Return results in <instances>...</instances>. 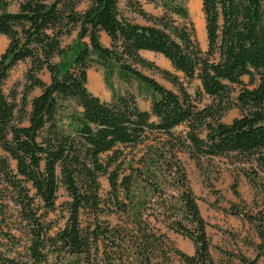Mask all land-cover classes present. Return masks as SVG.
I'll list each match as a JSON object with an SVG mask.
<instances>
[{"label":"trees","instance_id":"1","mask_svg":"<svg viewBox=\"0 0 264 264\" xmlns=\"http://www.w3.org/2000/svg\"><path fill=\"white\" fill-rule=\"evenodd\" d=\"M80 1L0 0V34L8 39L0 55V237L13 236L7 218L14 209L29 239L26 262L0 252V263L53 264L52 256L56 264H160L169 259V242L154 220L194 243L192 255L173 251L185 264H216L180 155L253 157L264 174V0H202L205 51L184 0H160V16L127 0L147 24L123 17L118 0H85L84 10ZM74 30V46L64 47L63 37ZM74 49L61 71L54 58ZM143 51L162 54L186 78L197 77L212 102L198 107L179 76L158 69ZM21 61L29 66L18 98L4 83ZM92 66L102 68L110 101L87 88ZM44 69L50 82L39 75ZM142 69L160 70L178 92ZM118 84L136 85L150 98V111ZM234 106L240 116L223 122ZM103 176L110 186L105 203ZM62 188L67 221L52 233L46 217L56 211ZM259 258L241 259L257 264Z\"/></svg>","mask_w":264,"mask_h":264},{"label":"rangeland","instance_id":"2","mask_svg":"<svg viewBox=\"0 0 264 264\" xmlns=\"http://www.w3.org/2000/svg\"><path fill=\"white\" fill-rule=\"evenodd\" d=\"M118 1L119 11L123 17L133 22L147 24L143 16L129 6L127 0ZM134 3L151 15L160 16L165 12L160 0H134ZM87 4L85 0H81L78 9L84 10ZM184 4L194 24L199 45L205 51L208 43L202 0H200V9L199 0H184ZM192 4L197 6L194 7ZM10 8L15 11L17 5L13 4ZM77 36L78 30H74L72 34L63 37L62 45L66 48L74 46ZM101 41L104 45H110V38L104 32H101ZM7 45V37L0 34V55L5 51ZM74 54L75 49L62 56H56L53 61L58 62L61 71H64L71 64ZM142 55L154 62L158 69L168 70L178 75L183 87L191 95L192 101L198 107L212 102V98L203 92L202 82L197 77L186 78L182 73L177 72L170 61L163 57L162 54L143 51ZM28 66V61H21L10 70L9 76L4 83V90L7 94L13 90L17 92L18 98L21 96V93L25 90V74ZM158 69H142V71L158 80L167 88L178 92V88L174 83L164 78ZM87 73V88L102 100L110 101L112 94L104 83L102 68L92 66ZM39 75L45 82H50V74L46 69L42 70ZM244 81L248 82V78L244 77ZM117 88L123 93L128 91L134 93L139 107L150 111V98L140 94L136 85L118 84ZM39 93L40 89H35L30 94V100ZM238 116H240V110L234 106L224 114L222 120L230 123ZM185 129L186 126L182 125L177 127L175 131L180 133ZM1 154L3 152L0 149ZM180 157L185 165L192 190L197 198V206H199L201 215L207 223L206 231L211 243V255L215 263L244 264L242 257L251 260V258L254 259L260 253L257 264H264V237L261 236L262 233L260 232L264 230V223L262 225L261 222L263 221L260 220V217H264V174L255 159L253 157L243 159L237 157L234 153L201 159L200 161L194 160L188 153H182ZM100 183V196L105 203L110 186L105 176L100 178ZM68 201L69 198L66 191L63 188L60 189L57 197V209L46 217V224L52 225V233L58 232L65 226L68 216L66 209ZM16 216L17 213L14 209L8 212L7 219L10 223L8 227L12 228L13 236L0 237V252L6 256L14 257L17 261L26 262L29 239L25 227ZM87 218L88 216L85 215L82 219L86 222ZM101 219H109L114 224L118 222V219L111 216L103 215ZM153 225L166 234L169 242V259L160 261V264H185L180 256L173 251L177 249L192 255L195 250L194 243L189 238L168 229L161 221L156 222L153 220ZM5 229L7 230V228ZM69 259V257H65L63 263H67ZM50 263L56 264L58 260L56 261L54 257L50 256Z\"/></svg>","mask_w":264,"mask_h":264},{"label":"bare ground","instance_id":"3","mask_svg":"<svg viewBox=\"0 0 264 264\" xmlns=\"http://www.w3.org/2000/svg\"><path fill=\"white\" fill-rule=\"evenodd\" d=\"M192 5H193V4H192ZM193 6L196 7L197 5L194 4ZM199 9H200V0H199ZM192 14H193V13H192Z\"/></svg>","mask_w":264,"mask_h":264}]
</instances>
